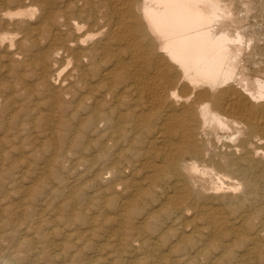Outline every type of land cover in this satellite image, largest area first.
I'll return each instance as SVG.
<instances>
[{
    "label": "bare ground",
    "instance_id": "6f19581e",
    "mask_svg": "<svg viewBox=\"0 0 264 264\" xmlns=\"http://www.w3.org/2000/svg\"><path fill=\"white\" fill-rule=\"evenodd\" d=\"M0 264H264V0H0Z\"/></svg>",
    "mask_w": 264,
    "mask_h": 264
}]
</instances>
